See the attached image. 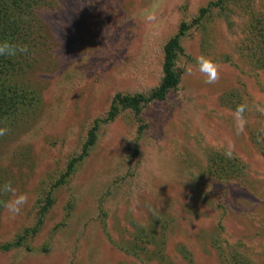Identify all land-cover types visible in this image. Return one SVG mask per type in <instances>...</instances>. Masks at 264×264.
Returning a JSON list of instances; mask_svg holds the SVG:
<instances>
[{"label":"rangeland","instance_id":"obj_1","mask_svg":"<svg viewBox=\"0 0 264 264\" xmlns=\"http://www.w3.org/2000/svg\"><path fill=\"white\" fill-rule=\"evenodd\" d=\"M209 1L55 0L39 11L49 39L26 79L41 103L0 136V243L34 226L38 199L116 93L158 86L167 40ZM233 3L232 25L214 17L184 37L182 83L144 110L142 137L130 112L103 127L90 156L55 191L29 248L0 253V264H226L218 247L264 264V72L237 53L250 11L264 15V0ZM201 57L218 67L214 84L199 71ZM210 151L238 157L247 167L242 181L206 176ZM6 184L28 197L14 217L4 207L15 198ZM139 235L148 238L137 257Z\"/></svg>","mask_w":264,"mask_h":264},{"label":"trees","instance_id":"obj_2","mask_svg":"<svg viewBox=\"0 0 264 264\" xmlns=\"http://www.w3.org/2000/svg\"><path fill=\"white\" fill-rule=\"evenodd\" d=\"M54 1L0 0V42L26 46L28 49L26 53L18 52L14 57L0 56V129L8 130L23 116L35 114L41 103L40 91L30 84L26 77L36 74V70L40 67L37 61L38 55L49 39L45 24L38 16L39 11L51 7ZM238 1L211 0L201 7L191 19L181 21L177 31L163 47L162 77L158 86L149 93H116L114 95L107 113L94 120L80 149L66 160L62 175L52 183L49 190H44L43 197L38 199L37 220L34 226L25 229L13 241L0 243V253L29 248V242L39 234L56 203L55 191L69 183L79 167L87 160L98 143L103 127L117 121L122 114L130 112L139 123L138 137H142L147 128L142 121L144 110L152 103L165 101L182 83L185 73L181 59L185 55L182 45L184 37L193 30H206V24L214 17L223 19L228 25H232L231 18L236 14L232 2L238 4ZM249 17L247 31L244 32L246 37L238 46L237 53L243 63L246 65L248 63L257 72H264V15L261 12L250 11ZM223 60L238 66L231 56H226ZM260 136L263 139L259 141L264 142V133L261 132ZM253 138L258 139V137ZM260 144V152L264 157V146ZM227 154L218 151L207 153L208 165L204 170L205 175L220 182H241L247 167L235 155ZM2 207L0 201V212ZM104 215L106 216L105 213ZM147 238L148 236H140L135 239V244L133 243L132 246L135 256L138 257V250H145ZM154 241L155 238L151 236L149 242L153 244ZM153 245L157 247V244ZM218 249L226 264H253L239 250L227 252L222 247ZM183 250L186 249L183 248Z\"/></svg>","mask_w":264,"mask_h":264},{"label":"clouds","instance_id":"obj_3","mask_svg":"<svg viewBox=\"0 0 264 264\" xmlns=\"http://www.w3.org/2000/svg\"><path fill=\"white\" fill-rule=\"evenodd\" d=\"M149 20L155 19L154 16H148ZM28 51L27 47H21L18 45H13L8 42H0V56L14 57L18 52L26 53ZM199 71L205 74L208 78L205 81L208 84H214L218 80V67L210 60L201 57L198 60ZM243 108L237 110V118L240 120V130H243V120H242ZM7 129H0V136L4 135ZM227 155H231L228 153ZM4 191L12 192L15 196L14 199H10L4 204L6 210L14 217L19 215L25 205L28 203L27 195H15V189L12 188L11 184L4 185Z\"/></svg>","mask_w":264,"mask_h":264}]
</instances>
